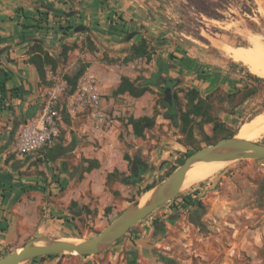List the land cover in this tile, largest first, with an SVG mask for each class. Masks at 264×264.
Segmentation results:
<instances>
[{
	"label": "rangeland",
	"instance_id": "374dc122",
	"mask_svg": "<svg viewBox=\"0 0 264 264\" xmlns=\"http://www.w3.org/2000/svg\"><path fill=\"white\" fill-rule=\"evenodd\" d=\"M155 2L156 14L165 18L163 21H169L157 26V34L160 30L162 33L173 35L170 39L172 51L164 52L169 70L160 74L156 80L159 81V88L155 85L148 86L149 91L145 93V99L126 101L124 108L127 110L124 115L116 116L121 128L129 134L127 138L122 135L119 137L129 160L123 179L108 175L101 184L105 193L103 196L108 195V199L101 202L99 197L96 201L99 206L91 211V217L84 219L72 236L57 239L75 242L94 237L125 209L137 202L146 192L144 188L147 185H158L165 180L181 165L187 154L229 138L230 135L246 139L240 135L241 127L264 116V79L253 80L256 75L243 63L230 58L221 47L227 45L249 50V37L258 36L264 40V0ZM170 3L171 12L175 17L168 14L171 17L168 19L164 5L170 6ZM69 8L76 11L75 1L71 2ZM58 15L61 20L65 19L61 13ZM77 16L78 14L69 19L74 20ZM143 28V25L119 29L114 25L94 26V29L103 32L120 30L123 33ZM133 40L134 37L129 41L123 37L121 42L130 43ZM146 40L148 46L154 50L151 41ZM175 45L189 47V50L180 51ZM76 48L78 45L74 43L67 46L65 54H62L61 50L59 56L54 58L55 67L46 66L45 80L42 81V85L46 86L44 99L50 88L66 83L67 87L60 96V105H63L67 93L74 90L73 83L67 78L73 76L76 68L85 66L80 55L74 53ZM84 48L92 54L102 50L90 41H86ZM129 57V52L126 56L116 58L105 50L96 56V61L98 66L113 67L114 72L119 74L123 69L132 79L134 73L141 72L136 79L141 81L140 84H144L159 72L154 56L150 63H147L145 58L137 63L127 62ZM150 64L152 69L145 66ZM151 70L154 72L151 73ZM227 82L229 85H225ZM170 83H173L172 93L176 95L177 109L182 112L188 108L187 92L193 83H210L211 92L205 97H208V117L213 118L214 123H206L207 116H191L190 124L183 131L180 120L174 123L172 119L166 118V110L160 101L164 97L163 89ZM246 86L253 88L255 93L244 97ZM106 103L103 96V109ZM129 114L131 117L148 114L154 118L155 124L145 130L142 138H132L130 136L133 130L129 129L128 123L125 122L130 118ZM61 115L66 117L65 109ZM215 123L218 125L214 130ZM251 141L264 144V130ZM119 155L120 153L115 159L119 158ZM135 157H139L142 164H147V168L140 171L138 182L131 181L132 159ZM84 159L78 158L73 150L56 158L54 163L60 168L62 161H68L71 164L70 171L74 173L76 162ZM38 161L36 163H41ZM206 178L197 184H182L181 191L174 200L135 225L109 248L86 260L89 264H264V159L228 162ZM192 198L200 200L202 204L200 217H195L199 225L192 223L193 208L184 202ZM159 222L162 225L156 228ZM16 247V244L2 247L0 257L14 252ZM57 256L56 258H61L59 264L85 262L82 259L84 256ZM33 260L24 264H44V260Z\"/></svg>",
	"mask_w": 264,
	"mask_h": 264
},
{
	"label": "crops",
	"instance_id": "0c3cea01",
	"mask_svg": "<svg viewBox=\"0 0 264 264\" xmlns=\"http://www.w3.org/2000/svg\"><path fill=\"white\" fill-rule=\"evenodd\" d=\"M74 1V12L75 15L78 14L76 19L70 20L64 15L65 19L61 20L56 12L67 14L73 11L74 8L69 7ZM155 3V0H0V249L9 244H16L18 249L25 242L39 237L72 236L76 227L84 219L91 217V211L99 206L96 204L98 198L101 197V202L108 199V195L103 196L105 193L101 187L105 178L116 175L123 179L129 165L119 139L120 135L127 138L129 134L121 128L119 121L117 135L111 141L120 157L109 162L107 145H96L98 142L83 134L82 119L68 115V118L61 115V134L53 148L65 147L71 140H75L74 153L78 158L85 159L76 162L74 173L70 171L71 164L68 161H62L60 168H57L54 160L45 159V155L40 158L41 163H36L38 158L19 157L15 154L19 131L26 122L39 115L46 91L36 66L30 62V58L35 55L32 52L33 45L38 43L53 58L59 56L63 46L73 43L78 45L74 53H78L85 64L83 74H94L97 77L102 97L107 101L104 110L119 117L127 110L124 108L126 101L147 97L145 94L140 98L131 97L127 93L114 94L121 77L136 81L141 72L134 73L132 79L123 69L119 74L114 72L113 67L98 66L96 56L105 50L116 58L126 56L130 53L131 45L144 38L150 40L155 47L153 56L156 66L157 60L169 65L164 59V52L172 51L170 39L173 35L160 30L157 34L155 29L169 21H163L165 18L156 14ZM164 7L168 19H171L170 16L175 17L171 12V3ZM79 24L87 25L90 31L71 34L62 29ZM98 25H114L117 29L143 25L144 28L124 33L120 30L103 32L94 29ZM132 32H136L132 42H121L126 33ZM86 41L102 50L94 55L87 48L83 49ZM174 47L180 51L189 50V47L182 45ZM139 60L141 59L134 62ZM145 66L151 68V64ZM140 82L137 81L138 84ZM158 82L153 85L159 88ZM225 85H229V82ZM210 86V83H193L191 88H196L205 97L211 92ZM128 116L131 117V114ZM145 116L149 117L148 114ZM139 117L142 116H134ZM125 122L128 123V119ZM128 128L132 129L131 125L128 124ZM130 137L135 136L131 134ZM53 148L46 150L44 154ZM136 158L140 160L135 157L133 162ZM90 162L96 163V167L87 171ZM143 165L146 169L147 164ZM140 177L141 174L139 179ZM89 257L82 258L85 261L83 264H89L86 260ZM60 259L47 258L44 264H59Z\"/></svg>",
	"mask_w": 264,
	"mask_h": 264
},
{
	"label": "water",
	"instance_id": "95a60500",
	"mask_svg": "<svg viewBox=\"0 0 264 264\" xmlns=\"http://www.w3.org/2000/svg\"><path fill=\"white\" fill-rule=\"evenodd\" d=\"M75 15L74 11L66 14L67 18ZM75 33L89 32L90 28L79 24L73 29ZM136 32L130 33L126 40L134 37ZM171 82V80H169ZM163 102L170 108L173 107L172 87L163 89ZM75 140L65 147H57L52 160L61 157L74 149ZM247 159H264V144L253 141L238 139L236 137L222 139L214 144L205 146L185 158L184 162L177 167L165 180L156 185L149 202L140 206L139 201L125 209L110 224L98 234L80 242L64 241L57 238L39 237L29 240L19 250L0 257V264H24L35 258L49 255H63L76 253L78 256H94L109 248L121 239L135 225L139 224L154 211L160 209L174 200L181 191L188 167L196 162L226 161L235 162ZM144 165L136 158L132 164V182L139 179L140 171ZM162 223H157L159 228ZM37 241L46 242L45 245H36Z\"/></svg>",
	"mask_w": 264,
	"mask_h": 264
},
{
	"label": "built area",
	"instance_id": "2783aa9c",
	"mask_svg": "<svg viewBox=\"0 0 264 264\" xmlns=\"http://www.w3.org/2000/svg\"><path fill=\"white\" fill-rule=\"evenodd\" d=\"M66 87L67 84L64 83L50 88L39 115L21 127L15 154L19 157L42 158L46 150L53 148L60 137L59 120L65 109L69 117L82 119V132L86 137L99 145H107L111 162L117 156L111 141L117 135V119L102 107V94L97 77L94 74H83L78 79L76 88L67 93L63 105H60V96Z\"/></svg>",
	"mask_w": 264,
	"mask_h": 264
},
{
	"label": "trees",
	"instance_id": "16d2710c",
	"mask_svg": "<svg viewBox=\"0 0 264 264\" xmlns=\"http://www.w3.org/2000/svg\"><path fill=\"white\" fill-rule=\"evenodd\" d=\"M56 13H61L63 16L66 15V13H63V12H56ZM75 26L76 25L66 26V27H63L62 29L65 32L68 31L69 33L73 34L74 33L73 29ZM129 34L130 33H126L125 40ZM66 51H67V46H63L62 54H65ZM32 52H34L35 55H33L30 58V62L36 66L37 71L40 75L41 81H44L45 80V74H46L45 67L47 65H51V66L55 67V60L47 52H44V50L42 49V47L38 43H35L33 45ZM153 54H154V52L148 46L147 40L142 38L139 41V43H135V44L131 45L130 57L128 58L127 62H131V61H134L136 59L145 58L146 62L150 63L152 61ZM157 65L159 68V72L157 74L153 75L150 79L146 80V82L144 84H138L137 81H131L128 77H124V76L121 77V81L119 83V86L114 91V94L115 95H122V94L127 93L128 95H130L131 97H134V98L142 97L146 92L149 91L148 86L153 85L155 83V81L157 79H159L160 74L167 73L169 70L168 65L163 63L162 60H157ZM84 71H85V66H81L80 68L76 69V71L74 72L72 77L67 78V80L69 82L73 83V89H75L76 83H77L78 79L83 75ZM253 80L262 81V78H259L257 76H253ZM238 81L243 82L240 80H238ZM168 86L173 87V83H170ZM245 89H246V93H245L244 97H249L255 93L254 89L251 87L249 88L246 86ZM187 95H188V99H187L188 108L184 112L177 109L176 95L174 93H172L173 100H174L172 108H170L166 103H164L163 99H162L160 101V103H161L162 107L166 110L165 117L168 119H172L174 121V123H177V121L180 120L183 131H185L186 127H188V125L190 124L191 116H195V117L207 116L205 118V122L206 123H214L213 118L208 117V114H207L208 110H209V104H208V100H207L208 97H205V98L202 97L196 88L189 89L187 92ZM66 118H68V117L66 116ZM128 124L131 125L134 136L136 138H142L144 136L145 130L154 126L155 120H154V118L148 117V116H142L139 118L130 117L128 119ZM217 125L218 124H216V123L214 124V130L217 127ZM233 136L234 135H230L229 138L233 137ZM56 151H57V147L53 148L48 153L44 154L45 159L51 160L53 155L56 153ZM191 153L187 154L185 157L187 158ZM38 160H40V158H38ZM184 160L181 161V164L184 162ZM95 167H96V163L90 162L89 166L86 168V170L89 171ZM132 178H133V175L131 176V179ZM134 182H138V180H135ZM155 186L156 185H149V186L147 185L144 188V191H150ZM184 202L193 208V210H192V217H193L192 223L199 225L196 223L197 220H195V217H197V216L200 217V215H201V212H200L201 211L200 209L202 206L201 201L197 200L195 198H192V199H186ZM56 257H58V256L57 255L44 256V257H40V258H35L33 260V262L36 261L37 259L45 260L47 258H56Z\"/></svg>",
	"mask_w": 264,
	"mask_h": 264
},
{
	"label": "bare ground",
	"instance_id": "6f19581e",
	"mask_svg": "<svg viewBox=\"0 0 264 264\" xmlns=\"http://www.w3.org/2000/svg\"><path fill=\"white\" fill-rule=\"evenodd\" d=\"M251 49L243 50L230 46L221 45L223 51L234 61L241 62L257 77L264 79V40L258 36L249 37ZM223 44V43H222ZM264 130V116L259 117L241 127L240 135L251 141L257 138ZM228 162L226 161H211V162H196L189 165L183 184L193 185L200 180L212 175ZM186 188V187H185ZM187 189V188H186ZM154 190L144 192L138 199L140 206H144L150 200ZM80 242V241H75ZM44 241H37L36 245H45ZM20 248L16 249L19 250ZM77 255L76 253H71Z\"/></svg>",
	"mask_w": 264,
	"mask_h": 264
},
{
	"label": "flooded vegetation",
	"instance_id": "af4514ba",
	"mask_svg": "<svg viewBox=\"0 0 264 264\" xmlns=\"http://www.w3.org/2000/svg\"><path fill=\"white\" fill-rule=\"evenodd\" d=\"M144 168H145V166L142 169H144Z\"/></svg>",
	"mask_w": 264,
	"mask_h": 264
}]
</instances>
